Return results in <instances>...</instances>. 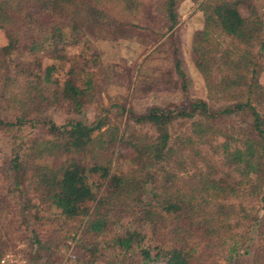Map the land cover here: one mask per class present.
Segmentation results:
<instances>
[{
    "label": "trees",
    "instance_id": "trees-1",
    "mask_svg": "<svg viewBox=\"0 0 264 264\" xmlns=\"http://www.w3.org/2000/svg\"><path fill=\"white\" fill-rule=\"evenodd\" d=\"M150 1L0 0V28L9 39L0 46V129L41 124L46 130L26 139L14 135L5 169L23 213L34 206L38 218L54 223L34 228L29 248L34 257L49 250L44 263L52 264L59 236L79 232L80 264H264V216L255 205L250 212L235 202L240 195L264 202L258 107L264 28L250 0H203L204 22L191 37V59L209 90L233 93L226 103L194 98L184 106L147 105L131 118L149 129L128 138L103 109L60 122L48 113L59 105L79 112L94 96L93 76L57 44L76 43L81 32L113 22L106 9L115 11L114 22L132 24L130 15ZM177 1L155 0L170 27ZM231 113L244 114L235 133L214 127ZM179 117L187 119L188 133L175 134ZM117 143L128 149L118 151L113 167L101 154ZM255 226L257 233L245 236Z\"/></svg>",
    "mask_w": 264,
    "mask_h": 264
},
{
    "label": "rangeland",
    "instance_id": "rangeland-1",
    "mask_svg": "<svg viewBox=\"0 0 264 264\" xmlns=\"http://www.w3.org/2000/svg\"><path fill=\"white\" fill-rule=\"evenodd\" d=\"M202 2L203 0H178L177 22L171 27L169 26L171 20L164 7L157 5L155 0H151L146 7L140 8L137 14L130 15L132 24L114 22L117 18L115 11L111 8L106 9L103 13L105 12V16L111 17L112 20L115 19L113 22L104 24L94 34L81 32L79 35L82 37L76 43L63 41L58 43V47L56 46L58 49L74 55L89 75L93 76L94 96L84 102L79 112H69L68 106L59 105L50 107L48 113L60 122L67 117L92 118L95 112L103 109L119 126L120 133L124 132L128 138L132 131L143 133L149 129L148 126L135 123L131 118V113L138 114L147 105L184 106L189 99L194 98H204L208 101H213L215 98L214 104L226 103L233 93L222 92L219 89L214 92L212 89L209 90L203 75L191 59V37L194 30L202 27L204 22L203 10L200 7ZM250 3L254 6L253 11L263 20L264 28V0H250ZM8 41L5 30L0 28V46ZM252 47L256 50L259 45L255 43ZM259 51L263 54L260 61L264 65V46ZM178 68L182 70L184 76ZM258 80L264 84V70L259 73ZM258 107L264 110V102L258 104ZM243 118L244 114L240 113L225 114L217 119L214 127L228 131L234 129L235 133L239 122L244 123ZM185 119L179 117L173 122L175 134L190 131L187 128L188 124L183 122L187 120ZM45 133V126L41 124L36 126L25 124L20 128L10 126L7 129H0V254L6 249H13L26 259L27 264H45V257L50 251L47 250L46 255L41 257H34L33 251L29 248V237L34 228L38 231L47 230L53 227L54 223L45 218H38L34 206L29 208L27 215L23 213L20 203L14 201L17 191L11 189L12 178L6 174L5 169L7 160L11 156L10 149L14 144V135L26 139ZM222 139V136L217 137L218 141ZM127 149L126 146L117 143L115 148H110L101 154V160L115 167L117 163L119 164L116 161L118 151ZM204 150L211 152L208 145ZM122 160L121 165L125 169L128 162ZM7 190H9L8 198L4 200L3 196ZM32 201L38 204L41 210L45 207L41 197H34ZM235 202L250 206V212L254 208L252 205H255L259 207L258 215L264 216V202L261 200H250L248 196L240 195ZM44 220L48 222L43 223ZM244 233L247 237L255 235L257 227ZM59 237L60 240L52 250L57 259L64 258L69 251L70 236ZM74 248L76 260H72L69 256L66 258L67 264H80L77 260L80 249L77 244ZM221 253L222 251L217 253L219 259H222Z\"/></svg>",
    "mask_w": 264,
    "mask_h": 264
},
{
    "label": "built area",
    "instance_id": "built-area-1",
    "mask_svg": "<svg viewBox=\"0 0 264 264\" xmlns=\"http://www.w3.org/2000/svg\"><path fill=\"white\" fill-rule=\"evenodd\" d=\"M79 232L72 233L68 239L69 251L64 258L56 259L52 264H67V257L76 260L75 245L78 241ZM0 264H27L26 259L17 251L13 249H6L0 254Z\"/></svg>",
    "mask_w": 264,
    "mask_h": 264
}]
</instances>
